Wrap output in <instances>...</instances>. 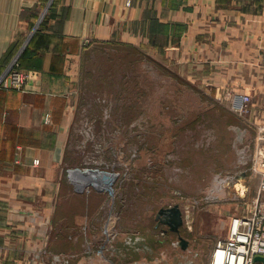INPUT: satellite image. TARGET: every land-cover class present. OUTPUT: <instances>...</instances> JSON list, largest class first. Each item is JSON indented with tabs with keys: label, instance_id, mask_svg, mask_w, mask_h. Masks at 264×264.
I'll return each mask as SVG.
<instances>
[{
	"label": "crops",
	"instance_id": "0c3cea01",
	"mask_svg": "<svg viewBox=\"0 0 264 264\" xmlns=\"http://www.w3.org/2000/svg\"><path fill=\"white\" fill-rule=\"evenodd\" d=\"M108 43L153 49L211 94L249 95L231 125L259 139L264 0H0V74L20 49L29 74L22 89H0V264L147 263L108 244L109 227L96 217L82 246L59 212L83 61Z\"/></svg>",
	"mask_w": 264,
	"mask_h": 264
},
{
	"label": "rangeland",
	"instance_id": "374dc122",
	"mask_svg": "<svg viewBox=\"0 0 264 264\" xmlns=\"http://www.w3.org/2000/svg\"><path fill=\"white\" fill-rule=\"evenodd\" d=\"M155 53L118 43L89 48L59 212L82 246L96 217L93 224L109 227L108 244L142 253L146 264H209L231 218L251 208L260 175L250 150L264 155V129L255 144L239 135L231 124L248 111L249 102L246 111L234 107L242 95L211 94ZM174 204L185 250L156 219Z\"/></svg>",
	"mask_w": 264,
	"mask_h": 264
},
{
	"label": "built area",
	"instance_id": "2783aa9c",
	"mask_svg": "<svg viewBox=\"0 0 264 264\" xmlns=\"http://www.w3.org/2000/svg\"><path fill=\"white\" fill-rule=\"evenodd\" d=\"M129 5V1L126 3ZM21 49L11 58L0 74V89H22L29 74L19 67ZM250 101L248 95L234 103L235 109L246 111ZM50 121L47 113L45 122ZM264 129V126L260 130ZM261 139V137H260ZM264 152V151H261ZM37 159L34 160V164ZM253 171L260 175L255 196L248 214H238L231 218L227 236L216 241L209 264H264L254 260L256 256L264 257V155H257L253 162Z\"/></svg>",
	"mask_w": 264,
	"mask_h": 264
},
{
	"label": "water",
	"instance_id": "95a60500",
	"mask_svg": "<svg viewBox=\"0 0 264 264\" xmlns=\"http://www.w3.org/2000/svg\"><path fill=\"white\" fill-rule=\"evenodd\" d=\"M186 220L189 218V211L186 210L185 213ZM156 219L158 222L166 224L169 226V230L171 232H175L178 234L179 245L182 249H187L188 240H186L180 234V227L184 224L182 211L177 204H174L171 207L161 208L158 210ZM254 260H262L264 261V257L256 256Z\"/></svg>",
	"mask_w": 264,
	"mask_h": 264
}]
</instances>
